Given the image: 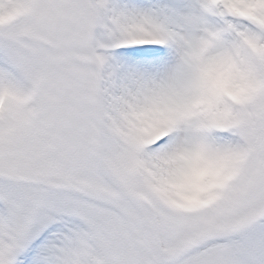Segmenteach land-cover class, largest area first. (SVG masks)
Returning <instances> with one entry per match:
<instances>
[{
	"label": "snow or ice",
	"instance_id": "obj_1",
	"mask_svg": "<svg viewBox=\"0 0 264 264\" xmlns=\"http://www.w3.org/2000/svg\"><path fill=\"white\" fill-rule=\"evenodd\" d=\"M0 264H264V0H0Z\"/></svg>",
	"mask_w": 264,
	"mask_h": 264
},
{
	"label": "clouds",
	"instance_id": "obj_2",
	"mask_svg": "<svg viewBox=\"0 0 264 264\" xmlns=\"http://www.w3.org/2000/svg\"><path fill=\"white\" fill-rule=\"evenodd\" d=\"M181 194L186 196V197H189V198H193L196 195V193L194 191L183 192Z\"/></svg>",
	"mask_w": 264,
	"mask_h": 264
}]
</instances>
